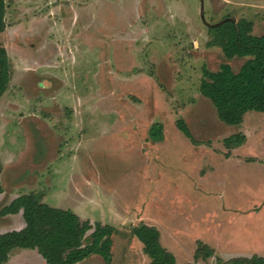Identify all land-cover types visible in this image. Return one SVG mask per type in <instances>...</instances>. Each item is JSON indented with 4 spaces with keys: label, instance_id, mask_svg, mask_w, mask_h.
<instances>
[{
    "label": "rangeland",
    "instance_id": "rangeland-1",
    "mask_svg": "<svg viewBox=\"0 0 264 264\" xmlns=\"http://www.w3.org/2000/svg\"><path fill=\"white\" fill-rule=\"evenodd\" d=\"M4 2L7 197L38 193L112 232L111 262L76 264H150L133 235L142 224L176 264L264 257V113L227 125L199 92L203 69L244 62L207 47L208 27L246 19L264 34V0ZM13 254L10 264H46L35 249L7 263Z\"/></svg>",
    "mask_w": 264,
    "mask_h": 264
},
{
    "label": "trees",
    "instance_id": "trees-1",
    "mask_svg": "<svg viewBox=\"0 0 264 264\" xmlns=\"http://www.w3.org/2000/svg\"><path fill=\"white\" fill-rule=\"evenodd\" d=\"M4 8L5 2L0 0V33L5 28ZM207 33V47L219 48L226 61L239 58L244 62L237 71L228 62L220 64L216 71L203 69L200 94L211 102L219 120L227 125L241 124L248 111L264 113V34H252L251 21H235L228 17L211 24ZM9 77L7 54L0 45V97L7 88ZM177 123L188 136L190 132L183 120ZM156 133L159 135L160 129L157 128ZM242 137L231 136L226 141L238 145ZM2 191L0 182V193ZM19 211H22L25 226L0 234V264H5L9 254L17 248L37 250L46 264H76L94 254L104 262H111L112 232L108 228L94 225L93 229L88 221H81L76 214L49 206L38 193L22 194L4 206L0 213L7 215ZM133 235L143 245L150 264H176L173 255L160 245L156 228L142 224L134 228ZM207 252L212 254L210 248ZM215 264H264V257L254 254L225 261L218 259Z\"/></svg>",
    "mask_w": 264,
    "mask_h": 264
},
{
    "label": "crops",
    "instance_id": "crops-1",
    "mask_svg": "<svg viewBox=\"0 0 264 264\" xmlns=\"http://www.w3.org/2000/svg\"><path fill=\"white\" fill-rule=\"evenodd\" d=\"M10 193L11 192L9 190L3 188V191L0 193V207H1V205L4 204V202H6V204L4 206L9 205L10 202L14 199V197H7V196H9ZM2 219H4V220L0 222V226H2V227H0V234L10 232V231H15V230L18 231V230H21L22 228H24V226H25V221H24V218L22 216V211H19V212L14 213V214L5 215L2 217ZM6 228H8V229H6ZM19 249H22V248H19ZM28 250H34V249H28ZM14 251L16 252V249H14L13 252ZM16 256L17 255H14V254L11 255L10 259L12 261L10 260V262H8V263L6 262L5 264H10L11 262H13V260L15 259L14 257H16Z\"/></svg>",
    "mask_w": 264,
    "mask_h": 264
}]
</instances>
